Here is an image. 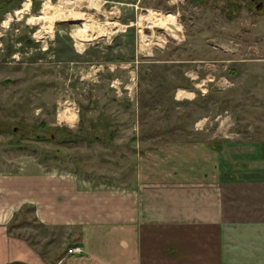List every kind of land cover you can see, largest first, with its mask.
I'll return each instance as SVG.
<instances>
[{"label":"rangeland","instance_id":"obj_1","mask_svg":"<svg viewBox=\"0 0 264 264\" xmlns=\"http://www.w3.org/2000/svg\"><path fill=\"white\" fill-rule=\"evenodd\" d=\"M7 1L0 0L1 172L32 162L119 186L134 182L146 152L166 147L156 175L168 180L203 171L218 178L219 170L226 180L264 177V0H67L83 5L75 9L83 16L65 22L55 15L61 0ZM149 10L165 17L140 25ZM91 16L119 25L87 43L78 31ZM67 109L77 116L72 124L60 118ZM18 221L14 237L40 250L53 238L54 254L63 247V233L39 226L31 211Z\"/></svg>","mask_w":264,"mask_h":264},{"label":"crops","instance_id":"obj_2","mask_svg":"<svg viewBox=\"0 0 264 264\" xmlns=\"http://www.w3.org/2000/svg\"><path fill=\"white\" fill-rule=\"evenodd\" d=\"M167 149L139 156L134 182L119 186H93L76 171L32 162L0 171V264H264V177L226 180L219 170L218 178L203 171L168 180L156 175ZM27 211L63 233L56 254L53 238L40 250L12 235ZM74 245L81 255L67 254Z\"/></svg>","mask_w":264,"mask_h":264},{"label":"bare ground","instance_id":"obj_3","mask_svg":"<svg viewBox=\"0 0 264 264\" xmlns=\"http://www.w3.org/2000/svg\"><path fill=\"white\" fill-rule=\"evenodd\" d=\"M88 2H87V8H89V9L98 10L99 13L102 12L105 15H110V14L115 13V12L112 13L110 11L105 12L102 8H98V7H100V3L98 4L96 1H88ZM81 6H83V5H81ZM81 6H80V4L71 5L70 3H68L67 0H61V2H59V4L57 5L56 11H55L56 18L58 20L64 21V22L66 20L80 19L83 16V13L75 11V9L76 8L78 9ZM164 17L165 16H163L158 11L149 10V13L146 16L141 15L138 18V23L143 26V23L146 21L147 25L152 27V26H155L158 23V21H160ZM83 22H84L83 29L82 30L80 29L78 31V34L86 42L91 41L92 39H94L96 37L99 38L100 36L107 35L108 33L111 32V30L116 29V27L119 25V24L117 25L114 22H109V23L106 22V25L103 26V25H100V23H98L97 21H94L92 19V16L89 18V21H83ZM107 26L110 29H106ZM141 41H142L144 48L146 46H150L153 42V40H151L150 38H148L144 35H142ZM183 94L184 93H182L181 91H178L179 97H182ZM62 117H65V119L67 118V120L70 124H72L73 122H75L77 120V116H76V114H74L72 112V109H67V111H65V113H63V115L60 116V118H62Z\"/></svg>","mask_w":264,"mask_h":264},{"label":"built area","instance_id":"obj_4","mask_svg":"<svg viewBox=\"0 0 264 264\" xmlns=\"http://www.w3.org/2000/svg\"><path fill=\"white\" fill-rule=\"evenodd\" d=\"M83 253L82 247L80 245L70 246L67 249L68 255H81Z\"/></svg>","mask_w":264,"mask_h":264},{"label":"trees","instance_id":"obj_5","mask_svg":"<svg viewBox=\"0 0 264 264\" xmlns=\"http://www.w3.org/2000/svg\"><path fill=\"white\" fill-rule=\"evenodd\" d=\"M7 3H12V0L7 1ZM59 130H60L59 128L56 129V131H59ZM63 143H69V144H72V143H73V140H66V141L63 142Z\"/></svg>","mask_w":264,"mask_h":264}]
</instances>
